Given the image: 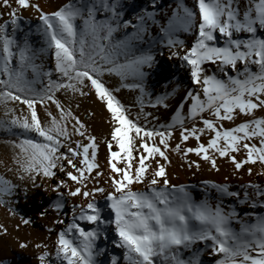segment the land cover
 <instances>
[{
	"label": "snow or ice",
	"instance_id": "1",
	"mask_svg": "<svg viewBox=\"0 0 264 264\" xmlns=\"http://www.w3.org/2000/svg\"><path fill=\"white\" fill-rule=\"evenodd\" d=\"M0 6L9 9V20L0 23V106L4 108L0 133L16 137L8 143L15 150L17 179L39 188L38 181L55 178L52 191L60 197L53 205L56 211L64 207L61 189L87 201L73 207L71 222L57 235L54 256L47 245H36L45 249L38 257L40 264H98L97 256L105 251L96 244L100 225L112 226L118 238L113 243L123 249L125 264H202L205 250L217 257L214 264H264V214L241 216L234 205L226 211L223 203L224 197H232L251 208H264V187L249 183L241 199L230 185L205 181L218 196L196 201L187 186L171 183L167 170L170 152L197 170L200 160L216 171L218 160H227L236 172L246 165L264 166V115H256L264 112V36L258 35L264 33V0H194L191 7L177 0L163 22L154 11L143 10L135 23L124 19L122 0H68L50 13L32 0H0ZM29 8L39 13L38 31L47 46L41 52L52 51L56 79L53 71H43V65L35 63L36 53L27 40L21 46L14 37L20 12ZM150 24L159 28L158 40L146 41ZM118 32H123L120 39ZM180 33L194 35V42L187 46ZM146 42L168 48L169 59H179L189 69L193 85L199 86L198 91L187 92L186 112L182 102L171 123L151 127L141 124L139 116L132 118L131 109L117 96L121 88L138 89L143 112L145 69L156 62L151 47H140ZM106 75L119 77L120 87L107 86ZM61 91L81 97L94 94L109 113L110 138L103 140L108 150V188L100 185L104 175L98 163L100 143L71 105L58 98ZM169 95L149 103L168 107L164 101ZM17 103L25 106L19 114L9 107ZM242 116L247 119L235 124ZM225 121L234 126L225 127ZM177 128L180 142L173 147ZM205 135L206 142L202 141ZM190 139L195 146H187ZM189 154L199 159L190 160ZM58 172L67 179H60ZM247 172L252 175V168ZM68 181L77 186L73 189ZM135 185L144 187L134 189ZM18 187L0 176V205L8 204L5 197L14 196ZM97 194L103 196L104 206ZM105 209L107 216L102 214ZM81 222L97 227L86 230ZM0 231L7 233L3 225ZM20 247L27 248L28 243ZM111 264H119V258L111 257Z\"/></svg>",
	"mask_w": 264,
	"mask_h": 264
},
{
	"label": "rangeland",
	"instance_id": "2",
	"mask_svg": "<svg viewBox=\"0 0 264 264\" xmlns=\"http://www.w3.org/2000/svg\"><path fill=\"white\" fill-rule=\"evenodd\" d=\"M12 2V0H10ZM32 2L37 3L45 12H53L57 10L60 6L68 3V0H32ZM124 4V19H131L135 23V16L141 14L143 10L153 11L152 3L144 0H122ZM162 3L165 0H161ZM15 6V5H13ZM9 9L0 6V13H3V18L0 19V23H3L6 20H9L7 15ZM21 19L18 21V29L14 33V37L18 44L23 46L24 41L27 40L31 49L36 53L35 63L37 65H43V71H53V79L57 78V74L54 71L55 61L54 55L51 50L46 52H41L42 48H46L44 39L38 27L40 21L38 19L39 13L34 9L29 8L27 10H22L20 12ZM98 18L103 19V16H98ZM157 20L163 22L162 18L157 15ZM9 34L13 35L11 25H9ZM127 31L131 32L132 29ZM155 24L149 25V34L146 36V41L150 37H156ZM123 32H118L116 38H122ZM258 35L264 36V33H258ZM189 37H186V41ZM188 46V43H186ZM149 43H144L140 47L143 49H148ZM162 49L165 47L161 46ZM13 51L18 52L17 48H13ZM152 53L156 57V51L151 49ZM18 61V55L13 59V66L16 65ZM169 63H165L168 65ZM215 71L214 66H210ZM150 69H145V71ZM235 75V73H230ZM31 72L29 71V77H31ZM47 79L46 77L44 78ZM107 86L111 87H120V79L116 76H105L104 77ZM128 83L133 81L129 80ZM146 95L143 96L144 108L141 112L140 104L138 103V97L141 96V93L138 89L129 90L127 88H121V91L117 93L118 98L121 102L128 108L131 109V117L136 118L139 116L140 123L146 124L149 127L153 125L168 124L171 123L172 117L175 114L178 106L183 102L185 104L184 111H187V107L190 104V101L185 100L187 92L190 90L195 91L194 87L190 86V81L188 76L176 75L173 77V81L169 83L160 82L159 77H155L152 80H148L146 77L143 81ZM39 87V85H38ZM136 93V94H135ZM166 93L170 94L168 99L164 101L168 107H164L162 104L152 107L149 101L152 104H155L156 98L159 96H164ZM58 98L65 104H70L73 112L80 117V119L88 126L91 134L97 137L98 143H100V148L98 152V163L100 164V170L104 173L100 179V185L108 188V184L105 181L108 179V150L106 145L103 143L105 138H110V125L107 123L109 113L106 111L104 105L97 100L94 94H89L88 96L81 97L78 94H73L71 92L65 93L61 91L57 93ZM79 105V107H77ZM9 107H14L17 109V114H19L20 108L25 106L17 104H10ZM51 111L55 114L56 110L54 106H51ZM38 111L43 117V111L38 106ZM4 108L0 106V119L3 117ZM90 113L94 115H90ZM151 113V115L145 118V114ZM27 115V112L24 113ZM205 117H208V114H204ZM257 116L264 115V112L257 111ZM247 119V117H240L235 121V124L242 122ZM225 127H232L234 124L225 121ZM186 126H191L190 124ZM202 126V125H198ZM208 135L202 137V141L206 142ZM15 136H7L3 133H0V176H4L6 179L11 180L14 184H17L19 187L15 190V195L12 197H5L9 201L8 204L0 205V225H3L7 229V233L0 231V264H40L38 257L43 254L45 249L43 247L37 248V244L47 245V250L50 251L53 256L55 255V245L57 240L58 233L64 229L67 223L71 222L69 220V213L72 205L74 207L78 204H83L85 200L82 197H71L67 195V189H61L64 192L63 203L64 207L60 211H56L53 208L54 203L60 199L59 193L52 191V186L55 185L56 179L52 180H40L42 187L33 188L30 183L21 181L17 179L18 173L15 170V164L13 163L14 149L11 143L8 141L15 140ZM77 139H79L77 137ZM180 142V130L177 128L174 131V136L171 141V145L174 147L176 143ZM196 141L190 139L187 142V146H195ZM169 158L171 164L168 166V173L170 181L174 183H179L183 179L189 181L191 184H196L200 179L209 181V180H222L225 179L228 181L227 185H230L231 188L236 189L239 182L242 190L245 191L246 183L253 181V178L260 180L264 178L263 175H259L261 172L259 169H264V166L259 164L257 165H246L239 172L234 170L233 165L227 160H218V165L220 170L216 171L211 169V166L202 160L199 161L200 168L197 170L194 166L189 167L180 155L175 153H169ZM242 158L241 157H238ZM190 160H198L194 154H189ZM252 168V175H248L247 169ZM9 168L12 170L9 171ZM60 179H67L63 173H57ZM247 181V182H246ZM69 185L74 189L77 185L71 181H68ZM204 182H199L201 185ZM249 183V182H248ZM27 186L28 193L27 196L24 194V188ZM140 186V185H135ZM143 186V185H141ZM92 187V182H89V188ZM202 187V186H201ZM47 188V191H45ZM202 191L195 195V198L198 201L203 200ZM97 200L100 202L104 201L103 196L97 194ZM87 204V202H86ZM85 204V205H86ZM9 208L12 209V212L9 211ZM47 211L43 216L41 212ZM14 213V214H13ZM105 213V211H104ZM21 217L30 219L31 223L25 225L22 223ZM63 219L65 224H57L56 220ZM19 225V227H17ZM97 225H88L85 223L86 230H91L96 228ZM111 226L100 225V237L96 241L97 247L99 249H104L105 251L97 256L98 264H111V257L116 256L119 258V264H125L123 261L122 253L123 249L117 248L115 244L111 241H105L104 236L109 232ZM51 229V231H49ZM22 242L28 243L27 248H21L20 244ZM197 247H203L198 245ZM189 253H185V256ZM217 257H214L209 254L208 250H205L201 256L202 264H214V261Z\"/></svg>",
	"mask_w": 264,
	"mask_h": 264
},
{
	"label": "bare ground",
	"instance_id": "3",
	"mask_svg": "<svg viewBox=\"0 0 264 264\" xmlns=\"http://www.w3.org/2000/svg\"><path fill=\"white\" fill-rule=\"evenodd\" d=\"M147 2H153V0H144ZM156 2V6L153 9V11L162 18V20L164 21V18L169 16L171 14V12L173 11V9L176 7L177 4V0H165L164 3L161 2V0H155ZM193 2L194 0H185V3L191 7L193 6ZM156 28V32L158 33V35L156 36L157 40L159 39V28L157 27V25H155ZM156 33V34H157ZM186 37H189L186 41ZM179 38L183 39L185 41V43H188V46H190L193 42H194V35L192 34H185V33H180L179 34ZM162 45L159 43H155V44H149L148 48L151 47V49L156 51V57H155V64L154 66L150 69L147 70L146 72H148L147 78L148 80H152L155 77H159L160 82H164V83H169L173 81V77L176 75H182V76H188L189 77V81H190V86L189 87H194L196 86L195 91L199 90V86L197 85H193L191 77H190V73H189V69L187 67H182L181 64L182 62L177 59V58H172L169 59V49L168 48H164L162 49L161 47ZM162 53V54H161ZM165 63H169L168 65H165ZM210 67V66H209ZM136 94V93H135ZM186 100V99H185ZM261 170V172H264V169H259ZM264 177V175H263ZM250 180V179H249ZM247 180L249 183H255V184H259L262 187H264V178H261L260 180H257L256 178H253V181H249ZM206 180L200 179L199 182H205ZM210 182H214L217 184H226L228 183L227 180L222 179V180H209ZM246 181V182H247ZM199 182H196V184H191L189 181H186L185 179H183L182 181H180L179 183H174L171 182L172 184L175 185H185L187 186L188 191L191 193L192 197L194 200L198 201V199L195 198V195L199 192L202 191L204 197L203 199H205V197H210V198H215L218 196V193L216 192L215 189L211 188L210 185H206L205 183H202L201 185L199 184ZM246 183V185H248L249 183ZM242 183L239 182L238 187L236 189L231 188L230 187V191H235V192H239L240 193V197L241 199L243 198L244 195V190H242L243 188L240 187ZM202 186V187H201ZM144 186H134V189H143ZM249 192L252 191L251 189H247ZM264 199V198H262ZM101 206H104L105 201L100 202V200H98ZM83 204H86L87 201H83ZM215 202V201H213ZM223 203L225 205V210H229V208L231 206H235L236 207V211L238 213L241 214V216H243L245 213H248L250 215L252 214H264V208H261L259 206H257L256 208H251L249 204H240L236 198H232V197H224L223 198ZM71 207V211L69 213V220H72V215H73V207L72 205H69ZM103 215L107 216L109 215V210L105 209V213H102ZM82 226L85 227V222H81ZM234 227L238 228L239 225H234ZM105 236H107L108 238L105 239ZM104 236V240L105 241H111L113 242V240L118 239L115 236L114 230L111 226L109 232Z\"/></svg>",
	"mask_w": 264,
	"mask_h": 264
}]
</instances>
